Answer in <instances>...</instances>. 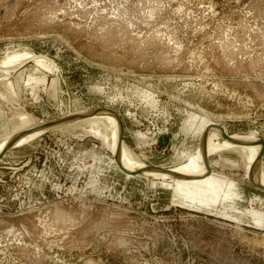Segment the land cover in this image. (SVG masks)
I'll return each mask as SVG.
<instances>
[{"label":"rangeland","instance_id":"obj_1","mask_svg":"<svg viewBox=\"0 0 264 264\" xmlns=\"http://www.w3.org/2000/svg\"><path fill=\"white\" fill-rule=\"evenodd\" d=\"M94 109L149 171L207 153L130 170L102 116L56 122ZM50 122L0 156V264H264V187L213 150L264 141V0H0V143Z\"/></svg>","mask_w":264,"mask_h":264},{"label":"bare ground","instance_id":"obj_2","mask_svg":"<svg viewBox=\"0 0 264 264\" xmlns=\"http://www.w3.org/2000/svg\"><path fill=\"white\" fill-rule=\"evenodd\" d=\"M28 54L29 53H24L22 55L20 54V55L12 56L7 61H5L1 64H2V66H5L7 64L12 63L17 58H18L17 60L19 62V60H20L19 58H21V56L22 57H25V56L28 57L29 56ZM22 60H25V59H22ZM22 60H21V62H22ZM37 60L40 64H42L44 62L42 60V58H40V57L37 58ZM10 65H8V66H10ZM40 78H42V77H37V76H34V77L31 76L30 77V79L35 80V81L37 80L38 82L40 80H42ZM110 112L107 110H100V112H84V113L81 112V113H78L75 115H71V117H69V118L57 120L56 122L59 121V122H62L61 124H63L64 122L67 123V121H68V123H69L70 121H75V120H78L81 118H92V117H96V116L97 117L102 116L101 118L105 119V121H107L109 123V125L111 126L109 147L112 150L113 155L115 153H117V154H115L116 159L123 166H125L126 168H129L130 170L140 172L143 174H147V175H151V176L179 177V176L185 174L189 170L190 165L195 166L199 162V160H201L202 157L205 156L207 153V152H205V153L203 152V154L200 155V157H198V158H197V156H199V155H197V156L195 155V157H193L191 160H189V162L185 163L181 167L175 168V169L170 170V171L169 170L168 171H160V170L149 171L150 168H146V166L142 165L141 163L138 162L137 159H135V157L132 155V153L124 145V143L122 141V137L120 136V139L118 138L120 128L118 127L117 118L114 114H112ZM71 118H72V120H70ZM56 122H52V123L50 122L47 124H42V125L33 127V128H31V129H29V130H27V131H25L19 135H15V136L9 138L4 143H0V154L5 149H7V147L16 146L20 142H23V141H26L30 138H33L34 135L47 130L48 128L52 127L53 124H56ZM218 128L214 127V126H208L207 130L209 131V133L213 134L216 132H220V128L219 129ZM121 132H122V130H121ZM255 133H257V132L253 130V132L251 131L248 133H242L239 135L232 136L231 138H228L226 136H222L220 138V140L218 141V143L213 147V150L216 148H224V147H228V146L229 147L235 146L236 148L240 149L246 155V164H245L246 169H247L246 171L248 172L252 183L259 184L260 186L264 187V168L258 161L262 152L259 154V150L261 148H260L259 143L256 140H254L255 139V136H254Z\"/></svg>","mask_w":264,"mask_h":264},{"label":"water","instance_id":"obj_3","mask_svg":"<svg viewBox=\"0 0 264 264\" xmlns=\"http://www.w3.org/2000/svg\"><path fill=\"white\" fill-rule=\"evenodd\" d=\"M105 110H107V111H109L110 112V110L109 109H105ZM89 112H100V110L99 109H97V110H90ZM112 112V111H111ZM113 113V112H112ZM115 116H116V114H115ZM116 118H117V123H118V127L120 128V131H119V134H118V138L120 139V136H121V123H120V120H119V118L116 116ZM254 136H255V139L254 140H256L258 143H259V145H260V150H259V154L262 152V147H263V144H264V141H263V139H262V137L260 136V135H258L257 133H255L254 134ZM9 147H11V146H9ZM9 147H7V149L9 148ZM7 149H5L3 152H1V154H0V156L7 150ZM115 154H117V153H115ZM114 154V155H115ZM114 158H116V155L114 156ZM251 184H253L254 186H256L257 188H259V189H261V188H263L262 186H260L259 184H254V183H252L251 182Z\"/></svg>","mask_w":264,"mask_h":264}]
</instances>
